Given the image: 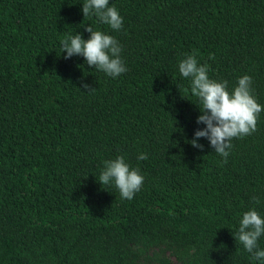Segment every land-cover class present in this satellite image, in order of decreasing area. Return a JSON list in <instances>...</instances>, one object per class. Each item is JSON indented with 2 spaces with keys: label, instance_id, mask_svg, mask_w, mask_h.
<instances>
[{
  "label": "trees",
  "instance_id": "1",
  "mask_svg": "<svg viewBox=\"0 0 264 264\" xmlns=\"http://www.w3.org/2000/svg\"><path fill=\"white\" fill-rule=\"evenodd\" d=\"M83 3L0 0V264H261L236 237L245 212L264 217V111L227 163L192 147L202 105L179 63L195 53L229 91L248 75L264 106V0H110L118 31ZM90 26L126 73L64 58ZM120 155L144 176L131 200L99 183Z\"/></svg>",
  "mask_w": 264,
  "mask_h": 264
},
{
  "label": "clouds",
  "instance_id": "2",
  "mask_svg": "<svg viewBox=\"0 0 264 264\" xmlns=\"http://www.w3.org/2000/svg\"><path fill=\"white\" fill-rule=\"evenodd\" d=\"M82 13L84 17L96 16L101 23L107 24L114 31L121 29L123 18L115 6H110V0H84ZM90 36L85 40L81 34L66 36L61 40L62 53L65 59L82 56L89 67L104 72L116 78L127 72L125 62L121 59L122 45L117 39L92 26L85 29ZM209 59H214L210 56ZM209 66L200 65L196 54H185L179 63V73L190 80V92L197 97L202 108L197 124L205 127L198 129L189 143L194 148L203 150L198 141L207 139L215 153L224 158L227 163L231 141L236 138L251 135L257 130L260 114L264 106L258 103L252 94V79L248 75L239 78L237 86L229 91L227 81H216L208 76ZM83 88L88 93L87 84ZM140 160H146L147 154L141 153ZM101 185H111L118 189L122 199L131 200L140 191L144 183V176L138 168L131 167L123 155L104 162V168L99 176ZM258 203L255 197L252 198ZM264 235V217L254 208L243 214L240 220L237 239L244 249L264 264V250L258 248V240Z\"/></svg>",
  "mask_w": 264,
  "mask_h": 264
}]
</instances>
